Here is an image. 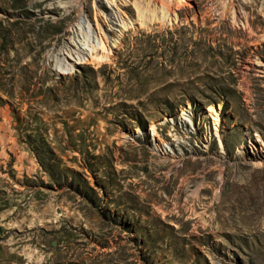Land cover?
Masks as SVG:
<instances>
[{"label":"rangeland","instance_id":"374dc122","mask_svg":"<svg viewBox=\"0 0 264 264\" xmlns=\"http://www.w3.org/2000/svg\"><path fill=\"white\" fill-rule=\"evenodd\" d=\"M59 1L0 0V264H264V0Z\"/></svg>","mask_w":264,"mask_h":264},{"label":"bare ground","instance_id":"6f19581e","mask_svg":"<svg viewBox=\"0 0 264 264\" xmlns=\"http://www.w3.org/2000/svg\"><path fill=\"white\" fill-rule=\"evenodd\" d=\"M117 0H108L109 3L116 2ZM59 2H69V0H60ZM136 2V1H135ZM72 3V2H71ZM70 3V6H74L75 4H80V0L73 1V4ZM138 4V2L136 3ZM116 11L111 12L112 18H111V24L115 27H117L116 31L117 34L113 36H104V38L99 37V35H94L93 31H91L90 27L86 26L88 30H83L81 28V24L77 22V26L80 30V33L83 36L82 44H77V47L75 50L71 49L70 46L64 45L62 46L59 52V56H55V65L59 69V71L63 73H70L73 69L75 63H100L105 60L110 59V53H112V47L116 46V44L121 43V37H123L122 33L124 28L127 26V24L130 23L127 19H124L119 13H118V3L115 4ZM143 6V5H142ZM145 6V5H144ZM143 6V7H144ZM148 10L146 13L145 9H141L140 5H136V11H137V19L140 23L145 24L147 20L151 19H157L160 22H174L175 19V10L168 6V4H165L163 1H155L152 0L150 3L147 2ZM130 20V19H129ZM145 26V25H144ZM77 31V28H76ZM90 32V34H89ZM105 34V33H104ZM91 35V37H90ZM82 45H84L82 47ZM101 51H104V53H100ZM186 109L182 110L180 112L179 117L183 120H186L187 122H192V120L186 115ZM184 114V115H183ZM206 114L211 116V119L213 120V125L217 133V122L221 120L219 116V109L218 107L208 104L206 106ZM176 116V115H175ZM174 117V116H173ZM152 131L154 129V126L151 125Z\"/></svg>","mask_w":264,"mask_h":264}]
</instances>
